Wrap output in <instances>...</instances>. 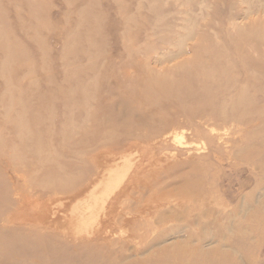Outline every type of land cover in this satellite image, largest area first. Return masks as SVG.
I'll list each match as a JSON object with an SVG mask.
<instances>
[{
	"label": "rangeland",
	"instance_id": "374dc122",
	"mask_svg": "<svg viewBox=\"0 0 264 264\" xmlns=\"http://www.w3.org/2000/svg\"><path fill=\"white\" fill-rule=\"evenodd\" d=\"M0 264H264V0H0Z\"/></svg>",
	"mask_w": 264,
	"mask_h": 264
},
{
	"label": "bare ground",
	"instance_id": "6f19581e",
	"mask_svg": "<svg viewBox=\"0 0 264 264\" xmlns=\"http://www.w3.org/2000/svg\"><path fill=\"white\" fill-rule=\"evenodd\" d=\"M180 137H181V135H180ZM180 139V138H179Z\"/></svg>",
	"mask_w": 264,
	"mask_h": 264
}]
</instances>
